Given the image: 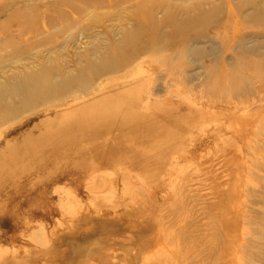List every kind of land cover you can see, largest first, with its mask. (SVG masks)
<instances>
[{
	"label": "bare ground",
	"instance_id": "bare-ground-1",
	"mask_svg": "<svg viewBox=\"0 0 264 264\" xmlns=\"http://www.w3.org/2000/svg\"><path fill=\"white\" fill-rule=\"evenodd\" d=\"M166 1L73 7L78 19L41 27L0 7V264L64 260L48 249L149 224L221 264L220 234L240 216L264 232V217L250 229L264 216V165L254 173L250 157L256 137L264 155V76L250 73L264 65V4ZM161 212L194 218L168 228Z\"/></svg>",
	"mask_w": 264,
	"mask_h": 264
},
{
	"label": "rangeland",
	"instance_id": "rangeland-1",
	"mask_svg": "<svg viewBox=\"0 0 264 264\" xmlns=\"http://www.w3.org/2000/svg\"><path fill=\"white\" fill-rule=\"evenodd\" d=\"M26 1L27 0H0V7L5 5L8 2L9 5H11V11H13L12 14H14V15H19L20 14V16H16V17L14 16L15 19H14V23L13 24H14L15 27H16V23L17 22L22 23V21H23V23L26 22L27 24L28 23L31 24L32 21L38 22L39 27H41V23L42 22H48L49 19H52V20L57 21V22H64V21H69V20L71 21L73 18L74 19H78V18H75L72 15L73 13H72L71 9L73 7L79 8V7H83V5H84V7H87V6L92 7V5H94V6L95 5H100L101 6V5H105V4L109 6V4L110 5L114 4V2L118 3V1H120V0H61V1L59 0V1H56V2L53 0L50 3H45V2L42 3L43 1L39 0L38 2H34L35 4L34 3H30L29 5H23V4H26L25 3ZM212 1H214V0H212ZM239 1H243V0H239ZM250 1L252 3H254V4L255 3L256 4L259 3V0H250ZM262 1L264 2V0H260V3L264 4ZM17 2H19V3L17 4ZM150 2H153V3L157 4V5H160L164 1L163 0H150ZM167 2L168 1L165 0L164 3H167ZM216 2L217 1L215 0L214 3H216ZM25 6H31V8L27 9L26 15H25V12H24ZM220 8H221V10L225 9V11H226L227 7L225 6V8H224V6H220ZM11 11L9 12V14L12 16ZM5 12H6L5 10L4 11H0V24L3 23L4 21H5L4 24L7 22L6 13ZM48 12H50V13H48ZM248 12H249V10H247V12H245L244 14H247ZM46 14H47V16H46ZM27 16L29 17V19H28ZM26 19H27V21H25ZM43 20H45V21H43ZM220 20H221V23H222L221 27H222L223 31L230 30V29L239 30V28H237L231 22L229 24H224L225 21H226V18H225L224 14L220 15ZM240 30H241V28H240ZM74 32H75L74 33V35H75V34H77L80 31L77 30V31H74ZM229 40H232V39L229 38ZM247 73H244V74H247L248 77H251L253 75L255 77V79L257 80L256 77H258L260 75L264 76V65L262 66L260 71H259V67L258 66L253 65V66L250 67V73L252 75L249 72H247ZM235 75H238V73L235 74ZM255 79L251 78L250 79V81H252L251 83H253L255 81ZM191 116L193 117V115H191ZM194 119H196V116H194ZM257 138L258 137H256V139L254 138V140H253L254 143H253L252 149L250 150V153H251L250 157L253 160L252 164H253V168H254V171H255L254 173H256V174H257V172L259 173V170H261V168H260L261 166L259 167V164L261 163L262 165H264V155L262 154L263 149L261 148L262 147L261 146L262 145V140L261 139L258 140ZM259 142H261V145L257 144ZM252 156H254V157H252ZM260 157H262L263 159L260 158ZM196 158H200V156H197ZM254 164H257V165L254 167ZM207 165H208V163H202L201 166H202V168L204 167L203 169H209L210 168V163H209L208 167H206ZM185 172H186V174H188L190 171L187 170ZM192 172L193 171H191V173ZM259 174L263 175V173L262 174L259 173ZM189 175H190V173H189ZM179 177H180V175H179ZM203 178L204 177H202L201 178L202 180L200 179V181H199L200 185H203L204 183H206V182H204ZM172 182H174V181H172ZM199 183H197L198 185H195L194 187L200 186ZM256 198H254V199H256ZM160 203L161 202H158V206L161 205ZM256 207H258V206H256ZM259 212H264V210L261 209V210H259ZM162 213H164L163 216L165 218V219H163V222L165 221L163 223V226L168 227V228H170L171 226H170V224L169 225L167 224L168 223L167 220H169V223L172 222L171 224L173 226H178L180 224V222H182V221L189 222V221H186V220L187 219L189 220L190 217L192 218V216H190V217L188 216L189 217L188 218L185 215V218H184L185 220L183 218H181V221H177L176 222V219L173 217V215L170 212L169 213L168 212H161V214ZM240 217L241 218H239V219L237 218V219H238V222L240 223L241 226L238 229V231L236 232V234L231 235V237H229L227 234H228V232L230 233L232 231V230L231 231L229 230L230 228L229 229L228 228L227 229H223L225 235L220 234V238L223 239L222 243L220 241V243H221L220 244L221 245V249L220 250L221 251L224 250L230 255V257H226L225 258L224 264H237V262L240 263V264H264V257H263L264 256V232L263 233H259V234H257V233H253L252 234V233L249 232V230H246V229H245L246 231L243 230V226L247 227V224L249 223V221H246V223H245V220L242 219V216H240ZM262 217H264V216L257 217V218H250L251 219L250 220V222H251L250 229L251 230L253 228L254 229L255 228H263L262 227V223H261L262 222L261 221ZM193 218H192V220H193ZM142 219L143 218L140 217L139 221H142ZM192 220H190V221H192ZM227 227H229V224H228ZM100 230H102V229H96L93 232H91V235L95 236V237H93V243L95 245H86L85 243H78L77 245L72 244L71 246H61V247H57V248L48 249V251H47L48 254L54 253L56 256L59 254V255H62V256H67V258L69 257V259L67 260V258H66L64 260H60V261H56V262H47V263H44V264H119V260L124 259L125 256H127L128 258L131 257L132 250H134V251L139 250L138 257H140V254H143V253L144 254L146 253L145 255L149 256L151 251L159 248L161 245L165 244L166 242H171L172 243V241H169L172 238V234L170 233L169 230H163V232H162L163 234H162L160 232V230L152 229L150 224L147 225L146 227L142 228V229H141V227H139L137 232H130L129 229H127V230H122L120 232L119 231L110 230V232L108 233V231H106V230L104 231L103 230V231H101V234L95 235L96 232H98ZM168 231H169V233H168ZM107 233H108V235H107ZM110 234L111 235H115L114 237H117V236L118 237H122L123 236L122 238L125 241L131 240V239L132 240L135 239L136 243L129 244V245H126V244H123V243H121V244H116V243L107 244V240L111 236ZM167 236L170 237V238H168ZM196 237H200V236H196ZM88 238H89V236H88ZM166 238H168V241H166ZM227 238L231 239V244H229L230 246L227 245V243H226L227 242V240H226ZM77 239H79V238H77ZM105 239H106V243H104ZM211 240H213V238L210 237V241ZM197 242H198V240L195 239V241H194V245L195 246H193L192 249H195V250L198 251L199 246L196 245ZM65 245H68V243H65ZM173 246L174 245H169L168 247H164V249H165V251H169V254L175 256V254H177V253H175V252H177V249L175 247H173ZM135 247L136 248L138 247V248L135 249ZM170 248H171V250H170ZM173 248H174V250L175 249L176 250L173 251ZM44 253H46V252H44ZM238 258L240 259V261L238 260ZM37 264H40V263L38 262Z\"/></svg>",
	"mask_w": 264,
	"mask_h": 264
},
{
	"label": "crops",
	"instance_id": "crops-1",
	"mask_svg": "<svg viewBox=\"0 0 264 264\" xmlns=\"http://www.w3.org/2000/svg\"><path fill=\"white\" fill-rule=\"evenodd\" d=\"M170 244H167V243H165V244H163V245H161L159 248H157V249H155V250H153V251H151V253L149 254V256H146L144 253L143 254H140V258L138 257V255H139V250H136V251H134V250H132V252H131V257L130 258H128L127 256H125L124 257V259H121V260H119V264H142V262H143V264H148V261L150 262L149 264H161V262H162V264H172V263H174V264H182V262H184V264H190V259H191V257L194 259V261L193 262H195L196 260L198 261V262H195V264H198L199 262H200V257H201V252H202V247L201 248H199L198 249V251L197 250H195V249H188V251H186V252H184L185 250L183 249V248H179V249H177L178 251H177V253H180L181 255L179 256V254H175V256H173V255H171V254H169V252L168 251H165V249H164V247H168ZM138 248V247H137ZM136 247H135V249H137ZM178 248V247H177ZM162 249V250H161ZM180 251V252H179ZM199 252H200V254H199ZM169 254V256L168 255H166V254ZM183 253V254H182ZM154 254V257L152 256ZM165 254V255H164ZM185 254H187V256L185 255ZM198 254V255H197ZM178 255V256H177ZM176 256L178 257V259L176 258ZM188 258H186V257ZM190 256V257H189ZM151 258V260H153V261H155V262H153V261H150L149 260V258ZM180 257V258H179ZM154 258V259H153ZM160 258H162V259H160ZM175 258V259H174ZM188 260V263L187 262H185V260L186 259ZM224 258H226V253H225V255H224V257H223V259H222V261H221V264H224V262H225V259ZM147 260V263H146V260ZM171 259L173 260V261H171ZM177 259V260H176ZM182 259H184V260H182ZM158 260L159 261H161L160 263L158 262ZM186 260V261H187ZM176 263H175V262ZM125 262V263H124ZM192 263V262H191ZM192 264H194V263H192ZM220 264V263H219Z\"/></svg>",
	"mask_w": 264,
	"mask_h": 264
}]
</instances>
